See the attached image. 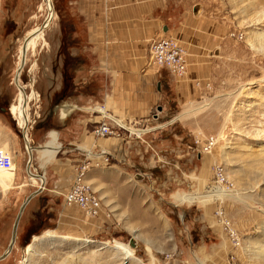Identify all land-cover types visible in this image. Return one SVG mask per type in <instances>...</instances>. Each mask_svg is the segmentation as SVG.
I'll return each instance as SVG.
<instances>
[{
    "label": "rangeland",
    "instance_id": "obj_1",
    "mask_svg": "<svg viewBox=\"0 0 264 264\" xmlns=\"http://www.w3.org/2000/svg\"><path fill=\"white\" fill-rule=\"evenodd\" d=\"M32 1L28 20L21 18L12 1L0 0V115L8 121L16 118L19 124L18 101L22 94L18 84L24 87L23 83L30 82L27 64L20 78L18 75L20 49L47 14L42 0ZM61 2L54 0L55 11L61 10ZM223 17L231 24L237 50L224 54L218 80L184 135L191 147L190 186L174 190L167 199L175 208L186 211V220H179L183 213L178 214L177 225L181 228L168 219L172 206L153 197L154 192L145 185L140 188L133 181L132 192L137 193L142 206V211H136L131 196L118 186L110 188L112 178L101 179L100 188H92L103 200L111 198V204L118 206L105 231L90 225L78 207H65L59 198L47 200L48 195L44 202L34 197L22 214L12 252L0 264H264V0H223ZM53 24L46 30L45 39L54 34ZM23 94L24 100L33 96L27 87ZM30 102L31 140V134L48 117L39 95ZM175 130L178 132V128ZM210 135L218 139L211 153L194 149L197 136ZM24 136L23 129V144H28ZM23 150L16 161L18 180L13 184V178L7 189L0 186V256L9 247L22 205L36 190L31 173L42 180L40 186L45 181L44 170L36 168L38 153L33 148L29 171L26 145ZM218 167L234 185L229 196H221L220 192L214 196L209 191ZM113 184L118 185V181ZM219 209L231 221L238 245L220 225L216 216ZM48 232L54 238L45 239ZM133 238L135 247L130 245ZM117 245L126 249L119 250Z\"/></svg>",
    "mask_w": 264,
    "mask_h": 264
},
{
    "label": "crops",
    "instance_id": "obj_2",
    "mask_svg": "<svg viewBox=\"0 0 264 264\" xmlns=\"http://www.w3.org/2000/svg\"><path fill=\"white\" fill-rule=\"evenodd\" d=\"M10 1L22 19H31L32 0ZM60 6L61 18L52 22L54 34L27 57L30 82L23 83L39 95L48 117L30 140L38 153L36 168L44 170L45 178L35 198H59L63 204L82 158L105 149L114 164L92 169L87 183L100 188L101 179L112 178L110 188L118 186L131 196L136 211L142 206L132 192L133 181L145 185L153 197L172 206L168 219L181 228L178 214L183 213L180 220L186 211L168 200L174 190L190 186L191 149L184 135L218 80L224 54L237 50L231 24L223 17V0H62ZM160 38H173L186 49L185 76L152 66L150 45ZM102 108L115 121L147 131L140 138H96L92 130L103 121ZM16 121L0 115V149L10 152L15 163L27 146L22 139L26 128ZM47 146L55 152L49 161L43 156ZM17 180L16 167L13 184ZM39 181L34 192L41 188ZM104 199L100 217L86 215L102 232L118 208L111 198Z\"/></svg>",
    "mask_w": 264,
    "mask_h": 264
},
{
    "label": "built area",
    "instance_id": "obj_3",
    "mask_svg": "<svg viewBox=\"0 0 264 264\" xmlns=\"http://www.w3.org/2000/svg\"><path fill=\"white\" fill-rule=\"evenodd\" d=\"M51 2L55 10L54 0H51ZM44 5L45 0H42L41 6ZM149 56L152 66L158 70H165L176 77H183L187 73V51L173 38H160L153 41L150 45ZM101 110L103 121L92 130L96 138L116 140L126 137L130 139L140 138V136L147 131V129H138L134 125L127 126L117 122L106 112H103V108ZM26 141L30 143L28 139H26ZM217 143L218 139L215 136H197L194 140V149L199 150L201 153H211ZM113 164L114 160L112 154L105 149H97L94 152H88L85 155L84 161L77 167L76 176L71 189L64 194V206L68 208L78 207L84 211L89 218L100 217L103 210L102 198L87 183V175L92 169L108 168ZM11 169H13L14 172L16 171L14 156L10 152L0 149V170ZM233 190L234 185L226 176L224 169L222 167L216 168L215 180L209 190L210 193L214 195L220 192L221 196H229L232 194ZM216 216L226 235L235 245H238L236 232L233 229L231 221L224 214V211L222 209L217 210ZM181 219L185 220L183 216Z\"/></svg>",
    "mask_w": 264,
    "mask_h": 264
},
{
    "label": "bare ground",
    "instance_id": "obj_4",
    "mask_svg": "<svg viewBox=\"0 0 264 264\" xmlns=\"http://www.w3.org/2000/svg\"><path fill=\"white\" fill-rule=\"evenodd\" d=\"M44 9L46 10L45 12L47 13L46 14V18H45V21L43 22L42 25H40L39 27H37L33 32H31L27 38L25 39V42L24 44L21 46V49H20V57H19V65H18V75H19V78L24 70V66L27 62V54L30 53V52H36L38 46H39V43L41 41H45V32L46 30H48L51 25H52V22L54 21L55 17H56V13H55V10H54V7L52 5V2L51 0H45V5H44ZM24 51H26V57H25V63H24ZM18 88H20V92H21V96L19 98V103L21 104V108H19V113H18V118L19 120L21 121V125L23 127L26 128V131H25V138L29 139V134H28V128H29V123H30V115H29V101L34 99V98H37V93L35 92V90H32V94H33V98L31 97L29 100L27 98V100L25 99L24 100V92L26 90V87H22L21 85L18 84ZM34 101V100H33ZM17 106V104H16ZM28 144H30L28 142ZM27 144V145H28ZM30 147V145H29ZM28 147V151L31 153L33 152V148H29ZM43 156L47 159V161H49L55 154L54 152V149L52 146H47L46 148H43ZM46 163V162H45ZM30 171V170H29ZM14 170H0V186H3L4 188H9L11 186V183L13 181V178H14ZM38 175L34 174V173H31L30 175V178L32 180H34L36 182V179H37ZM42 182V180H40ZM44 183V182H43ZM180 199L183 201L184 199H182V197H180ZM189 199H193V198H189ZM187 200V199H186ZM180 202V200H179ZM45 239H52L54 238V235L52 232H48V233H45ZM117 249L119 250H125L126 247L123 246V245H117L116 247ZM127 252V250L125 251Z\"/></svg>",
    "mask_w": 264,
    "mask_h": 264
},
{
    "label": "water",
    "instance_id": "obj_5",
    "mask_svg": "<svg viewBox=\"0 0 264 264\" xmlns=\"http://www.w3.org/2000/svg\"><path fill=\"white\" fill-rule=\"evenodd\" d=\"M25 57H26V51H24V63H25ZM26 147H27V151H28V145ZM28 153H29V157H30L29 158V161H28V168H29L28 170H30V168L32 167L33 152L30 153L28 151ZM42 189H43V186H41V188L38 191H36L32 195H30L26 199V201L24 202V204L22 205V207L20 209V212H19V214L17 216V219L15 221L14 227H13V233H12L11 242H10L9 247L6 250V252L2 256H0V261L6 259L10 255V253L12 252V250H13V248L15 246L16 240H17V231H18V227H19V223H20L22 214H23L26 206L28 205V203L32 200V198H34L36 195H38L42 191ZM130 245L132 247H135L136 246V240L134 238L131 239Z\"/></svg>",
    "mask_w": 264,
    "mask_h": 264
},
{
    "label": "trees",
    "instance_id": "obj_6",
    "mask_svg": "<svg viewBox=\"0 0 264 264\" xmlns=\"http://www.w3.org/2000/svg\"><path fill=\"white\" fill-rule=\"evenodd\" d=\"M185 220H186V216H185Z\"/></svg>",
    "mask_w": 264,
    "mask_h": 264
}]
</instances>
